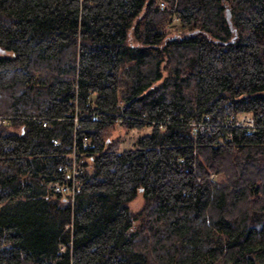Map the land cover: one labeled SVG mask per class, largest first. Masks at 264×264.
Instances as JSON below:
<instances>
[{
    "label": "trees",
    "instance_id": "trees-1",
    "mask_svg": "<svg viewBox=\"0 0 264 264\" xmlns=\"http://www.w3.org/2000/svg\"><path fill=\"white\" fill-rule=\"evenodd\" d=\"M160 1L0 0V264H264V0Z\"/></svg>",
    "mask_w": 264,
    "mask_h": 264
},
{
    "label": "built area",
    "instance_id": "built-area-1",
    "mask_svg": "<svg viewBox=\"0 0 264 264\" xmlns=\"http://www.w3.org/2000/svg\"><path fill=\"white\" fill-rule=\"evenodd\" d=\"M165 2L163 0L160 1V6H164ZM205 119H208V115H205ZM7 117H5V115H0V121H6ZM170 117L166 116L165 119L160 120L159 122V126H165L166 123H168L170 121ZM191 124V128L192 131L194 133H196L199 129H202L203 127H205L208 122H206L204 119L202 120H190L189 121ZM255 118L254 116L250 113V112H239V113H230L227 115V121L226 124H233V125H242V126H246V127H250V128H254L255 127ZM43 123H47L46 119H43ZM54 142H59V138L56 137L54 138ZM64 169H66V171H68L69 169L64 166ZM79 169L77 167H73L69 173L71 175V179L65 182H60L58 180H54L50 182L51 187L55 190V191H62V192H66L68 193L71 197L74 194L75 188L79 185L80 183V178L77 175ZM213 175V173H212ZM211 175V176H212Z\"/></svg>",
    "mask_w": 264,
    "mask_h": 264
},
{
    "label": "rangeland",
    "instance_id": "rangeland-1",
    "mask_svg": "<svg viewBox=\"0 0 264 264\" xmlns=\"http://www.w3.org/2000/svg\"><path fill=\"white\" fill-rule=\"evenodd\" d=\"M137 131H133V130H130V131H127V130H123L122 128H117L116 130H114V134H118L120 135L119 137H121L124 141L122 144H121V147H126V146H129L131 145V141L133 140V137L134 135L136 134ZM139 132V131H138ZM137 132V133H138ZM134 133V134H133ZM141 203V195L138 194V196L136 198H134L131 202H130V205L134 208L138 207Z\"/></svg>",
    "mask_w": 264,
    "mask_h": 264
},
{
    "label": "bare ground",
    "instance_id": "bare-ground-1",
    "mask_svg": "<svg viewBox=\"0 0 264 264\" xmlns=\"http://www.w3.org/2000/svg\"><path fill=\"white\" fill-rule=\"evenodd\" d=\"M6 117V116H5ZM8 118V117H7Z\"/></svg>",
    "mask_w": 264,
    "mask_h": 264
}]
</instances>
